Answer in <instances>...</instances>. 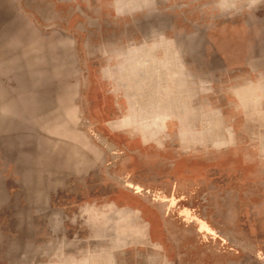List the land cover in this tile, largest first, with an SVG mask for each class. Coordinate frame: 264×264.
<instances>
[{
	"label": "rangeland",
	"instance_id": "rangeland-1",
	"mask_svg": "<svg viewBox=\"0 0 264 264\" xmlns=\"http://www.w3.org/2000/svg\"><path fill=\"white\" fill-rule=\"evenodd\" d=\"M77 261L264 264V0H0V264Z\"/></svg>",
	"mask_w": 264,
	"mask_h": 264
},
{
	"label": "crops",
	"instance_id": "crops-1",
	"mask_svg": "<svg viewBox=\"0 0 264 264\" xmlns=\"http://www.w3.org/2000/svg\"><path fill=\"white\" fill-rule=\"evenodd\" d=\"M100 259V258H99ZM88 263V262H87ZM74 264H83L82 262H79V261H77L76 263H74Z\"/></svg>",
	"mask_w": 264,
	"mask_h": 264
}]
</instances>
